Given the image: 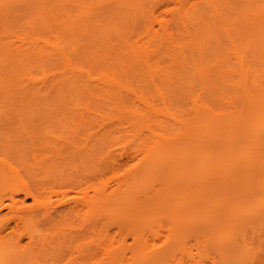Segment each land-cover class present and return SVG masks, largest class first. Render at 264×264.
<instances>
[{
    "label": "bare ground",
    "instance_id": "6f19581e",
    "mask_svg": "<svg viewBox=\"0 0 264 264\" xmlns=\"http://www.w3.org/2000/svg\"><path fill=\"white\" fill-rule=\"evenodd\" d=\"M102 1H108L113 11H117L120 15L135 16L138 13L143 15L145 12L141 0H0L1 41L9 36L6 35L9 33H7L10 25H8V22L11 21L12 24L11 16L12 18L15 16L14 18L20 19L23 21L22 24L28 27V32L23 31L24 41L28 46L26 50H28L29 54L26 53L27 55L32 56L38 61L42 60V62L51 57H58L65 66L72 67L73 63L69 60L67 52L64 50L65 48L62 46V36L66 35V39L72 38L71 40H73L75 38L74 35L81 33L83 30L84 33H87L89 29L84 28L86 26L88 28L91 21L92 25L90 26L91 28L89 27L90 29L95 28V25L99 27L100 21L97 20L96 23L94 21L96 17L101 15L97 11V7ZM199 1L205 4L211 11L212 15L210 18L214 17L218 21H228L227 17L229 14L241 16L243 13H248L255 19L264 18V0H240L239 7H233L227 0ZM73 9L80 10L77 17L73 15ZM94 11H97L98 15L95 16V19H93L94 15L92 14ZM171 11L180 20L185 36L189 39L194 35L191 30L197 31L203 25H206L205 18L198 13L197 4L190 3L189 0H178L176 8L174 11ZM98 21L99 24L97 23ZM93 25L94 27H92ZM150 29H148V33L151 31L148 35L152 37L153 35L156 36L157 33L153 34ZM208 29L210 30V26H208ZM5 31L6 34H3ZM162 31L163 39H158L159 43H164V40H168L169 44L174 45L169 26H163ZM196 33H198V38L194 39V45L200 50L202 39L201 37L199 39V32ZM3 35L6 36L4 37ZM118 35L119 37H117L126 44V47L124 48L123 46L122 51H119L118 46L114 45L112 47L113 44H111V47H108L111 50L108 51L109 53L107 52V57L105 56L103 59L101 55L98 56L100 63H109L110 65H123L124 63L130 65L136 63L140 66L141 70H147L152 82H154V74L158 73L166 77L167 73H161L163 68L158 66L157 61L154 60L153 53L157 52L156 47L148 51V47H141L137 44L132 45L128 42V38L125 37L122 40L124 36L120 37L121 34ZM18 38V40L22 39ZM2 46L5 47L4 45ZM9 46L11 48L12 45L9 44L8 48ZM184 48V45H177L178 52L176 55L178 57L173 59L176 61L174 62L175 65H188V58L183 55ZM50 49L52 50L51 52H49ZM126 49L128 50L125 56L128 59L125 61H114ZM73 51L75 50L73 49ZM73 53L76 55V52ZM97 64L96 66H98ZM192 68L195 69L200 80L203 81L205 70L196 64V62L192 64ZM101 70L104 69L99 70V80H101L103 86L108 87L106 94L110 97H108L109 99H113L114 101L116 98L117 100L120 99L121 103H118L117 100L116 102L122 104V102H125L123 95L127 94L128 96V93H131L132 96L129 95V97L141 102L146 107L145 110H148L147 113L143 114L139 110H130V115L128 116L119 115L117 123L120 125L126 123L129 128L138 131L146 129L154 136V141L144 151L140 166L133 171L131 177L119 188L124 187L129 190L136 183H139L142 178L156 175L159 180H162L169 186L162 199H165V202L167 201L163 210L168 209V204L171 202L170 198L174 200L173 196L175 193L178 190L181 191L176 206L171 207L174 209L171 211V218L168 221V230L166 231L167 234L164 240L160 241L159 237H157L159 240L157 242L160 244H154L156 247L153 245L148 250L149 247L144 237L135 238L137 240V247L135 246L131 250L132 261L130 264H181V261L177 258V254H187L188 256L187 247H189L190 241L193 239L199 241V237H203L204 234L213 253L211 264H264V248L261 245L262 237L259 236L260 233H263L262 236L264 235V70H252L251 67L246 65L244 60H240L238 70V76L241 79L240 87L246 94L245 99L251 108L252 115L244 135L245 142L242 143L239 151L232 143L224 140L218 148L219 152L217 154L211 156L207 163L204 159L205 163L197 165L189 163L188 150L196 144L194 143L196 140H199L203 135H208V132L204 134L201 128L202 125H198L196 121H184L177 115L175 117L167 108H157L153 102L150 103L147 101V98L144 99L145 97L141 93H136L135 89L133 90L129 85L121 81L116 73H112L113 75L109 77L106 76V72ZM85 75H88V79H92L91 74L86 72ZM30 79L27 80L31 83L36 81L33 77ZM156 91L158 93V90ZM90 93L93 94V92ZM116 93H119L118 96L115 95ZM196 104L197 112L200 115L207 116L210 125L208 128L213 130L215 126L214 112L198 101H196ZM101 112L99 109H95V111L87 109L84 112L75 113L76 115H73L74 118L71 117L73 121H68L65 118L66 122L73 123V127L77 126V128L75 127L73 131L69 132L70 135L66 136L68 138H60L61 141L57 139L56 143H54L55 141L51 143V140L48 142L47 140L41 141L40 139L37 140L38 142L32 141L26 147H29L28 149L14 151L15 155L11 154L7 157L8 159L3 162L6 166L0 165V187L7 188L8 191L10 190L9 193L0 196V210L5 207L10 208L13 204L19 205L14 208L18 215L14 218L13 224H15V230L19 225L23 226L29 240L24 247L17 244L12 249H4L0 245V260L5 259L2 262L0 261V264H27L31 260V256H34V261H37L38 259L36 260L35 254H32L38 253V250L42 248H45L44 250L42 249V252H44L49 244L52 246L55 244L53 243L55 239H58L55 246H63L67 238L69 241H75L74 239L83 240V237H87V235L88 237H92V239L90 238L91 241L80 245L81 248L75 251L77 256L73 251H70L74 253L75 257H71L74 256L72 254L70 256L71 259L69 258L70 260L68 259L67 262H70L72 258L73 260L78 258L84 264L85 262L86 264L90 263V260L93 261L92 264L126 263L125 252L122 250H119V252L117 250L115 253L113 252L114 254L110 253V256L107 254L105 235L101 234L99 237L96 236L97 239L93 238L96 235L97 226L103 225L104 216L110 207L109 204H114V197L119 194L118 191L116 193H109L105 183V173L107 172L105 156L107 155V151H105L106 149L103 151L101 147L99 150V146L102 144L105 128L108 127L110 122L108 123L109 118H106L105 113L103 112L104 116ZM162 116L168 117L180 127L181 132L177 138L171 136L166 123H163L165 121H159V117L161 118ZM79 129L80 132H78ZM96 129L100 130L97 132ZM95 130L96 132H94ZM99 133L100 135L98 136ZM82 136L86 137L83 138ZM77 146L78 149L81 147L80 150H77ZM26 150L27 152L31 150V153H27ZM192 150L194 151L195 147ZM32 152L36 156L31 155L33 154ZM39 153L42 154L40 155ZM26 154L31 155L30 157L33 159L31 158L30 160L29 156L24 158ZM98 154L99 156H97ZM19 156L21 162H19ZM75 157H83L85 159L81 158L79 162ZM7 160L9 161L6 162ZM14 162L17 165L19 164L18 166L15 165L16 168H20L22 164V168L24 167L26 171L22 169L24 173L20 172V169L9 165L15 164ZM81 162L85 164L82 166ZM19 172L23 173V177L21 176L22 174L19 176ZM25 172L28 176H26ZM15 175L19 178L16 183H13L12 178ZM25 176L26 178L28 177V181ZM40 177L41 179L38 181L37 179ZM49 184H58L56 186L65 185L64 187L68 188L67 192L73 189L72 193L81 194L83 197L79 196L80 198H77L78 196L74 195L77 199H73V195H69L68 199L67 192L65 191L63 192L64 194L62 193V199L68 200L62 201L60 199L62 205L66 203L63 207L58 205V208L54 205H48V203L45 204L41 200V197H44L48 192L47 188L50 191L55 187ZM192 185L194 186L193 190ZM19 195H21V198L17 199L15 196ZM65 195L66 197H64ZM27 199H31L34 205H30L31 207L27 206L25 203ZM4 200L10 203H5ZM76 218L80 222L79 224L76 221L78 222V226L81 225L83 228L77 229L78 226H73L72 223L74 220H77ZM3 219H0V233L9 231L8 229L13 232L14 228L8 224V221L11 220H6V223ZM56 219L60 220V222L62 221L63 225H61L63 227L58 232L59 235L66 232L64 234L65 237L64 235H57L58 232L55 230L53 232H55L54 237L56 238L52 237L53 233L49 236V238L52 237V241L48 239V236L46 238L43 237L48 239L45 243L42 237V239L34 241L37 237L36 232H38L36 224L38 223L39 225L40 221L43 224V221H45L44 225L52 224L55 223ZM69 219L73 221L70 223ZM69 224L77 230L71 228ZM66 226L70 227L67 229ZM65 228L68 231H64ZM82 262L81 264H83ZM193 263L195 264V261ZM36 264H41V262L37 261Z\"/></svg>",
    "mask_w": 264,
    "mask_h": 264
},
{
    "label": "rangeland",
    "instance_id": "374dc122",
    "mask_svg": "<svg viewBox=\"0 0 264 264\" xmlns=\"http://www.w3.org/2000/svg\"><path fill=\"white\" fill-rule=\"evenodd\" d=\"M141 1L145 12L143 15L138 13L135 16L120 15L117 11H113L108 1H102L97 7V11L101 15L98 16L97 11L92 12L94 15L93 19H95V16H98L94 22L100 21L99 27L97 26L98 28L95 25V28L90 29L92 25L91 21L88 28L87 26L84 28L89 29L88 31L85 30L87 33H84V30L82 31L83 33L78 32L79 34L74 35V41L71 40L72 38L66 39V35L62 36V46L65 48L64 50L67 52L69 60L73 63L72 67L65 66L58 57H51L52 59L48 58L42 62V60L38 61L32 56L27 55L29 52L26 50L28 46L25 44L23 31L28 32V27L23 25V21L20 19L14 18L15 16L13 18L11 16L12 24L8 19L10 22H8V25L10 24L9 30L11 31L7 29L8 31H6L9 33L6 34V31L3 33L10 37L6 38V35H3L5 39L2 41L0 38V165L6 166L3 162L8 159L7 157L11 154L15 155L14 151L24 150L32 141L40 139L41 141L47 140L50 142L51 140V143H53L52 141L56 143L58 140L61 141L60 138L69 136V132L73 131L77 126L73 127V123L66 122L65 118L71 121L74 118L73 115H76L75 113L78 114L87 109L94 111L95 109H99L100 112L102 111V114L104 112L106 118H109L108 123L110 122L111 124L106 123L108 127L105 128L106 130L103 129L105 130L103 141L99 146V150L103 148V151L105 149L107 151V155L105 156L107 167L105 183L109 193H116L118 191L119 194L114 197V204H109L110 207L104 216L103 225L97 226L96 235L93 238L97 239L101 234L105 235L107 254L115 253L117 250L118 252L119 250L124 251L126 256L125 264H130L132 261L131 250L137 244L135 238L144 237L149 247H147L148 250L154 244H160L157 237H159L160 241L164 240L167 234L166 231L168 230V221L171 218V211L174 209L171 207L176 206L181 191L178 190L175 193L173 196L174 200L170 198L171 202L168 204V209L163 210L167 201L165 202V199H162L169 186L162 180H159L156 175L142 178L139 183H136L129 190L124 187L119 188L131 177L133 171L140 166L144 151L154 141V136L146 129L138 131L129 128L126 123L122 122L123 125L117 123L118 116L121 114L128 116L130 115V110H139L142 114L147 113L148 110H145L146 107L141 102L129 97L131 93L129 94L128 92V96L127 94L123 95L122 92L124 91L121 92L125 101L122 104H118L121 103L120 99L117 100L116 98L115 101L109 99L110 97L106 94L108 87L103 86L101 80H99V70L104 69L101 71L106 72V76L109 77L113 75L112 73H116L121 81L129 85L133 90L135 89L136 93H141L145 97L144 99L147 98V101L153 102L157 108H167L173 116L177 115L184 121H196L198 125H202L201 128L204 134L208 132V135H203L199 140L194 142L196 143L194 146L189 148V163L191 165L207 163L211 156L219 152L218 148L224 140L232 143L239 151L242 143L245 142L244 135L252 115L251 108L245 99L246 94L240 87L241 79L238 76L240 60H244L246 65L251 67L252 70H264V18L255 19L248 13H243L241 16L229 14L227 17L228 21H218L214 17L210 18L212 15L211 11L201 1L189 0L190 3L197 4L198 13L203 15L206 21V25H203L200 30H191L194 35L189 39L185 36L180 20L171 11H174L176 8L178 0ZM227 2L233 7L240 6V0H227ZM79 11V9H73V15L77 17ZM99 21L97 22L98 24ZM163 26H169L174 45L169 44L168 40H164V43H159L158 39H163ZM208 26H210V30ZM148 29L152 30L153 34L157 33L156 36H149L148 34L151 31L148 33ZM196 32H199V39L200 37L202 39L200 50L194 45V39L198 38V33ZM118 34H121L120 37L124 36L122 40L125 37L128 38V42L132 45L137 44L141 47H148V51L156 47L157 52L153 53L154 60L157 61L158 66L163 68L161 73H167L166 77L158 73L154 74V82H152L147 70H141L140 66L136 63L130 65L126 63L123 65L100 63L98 56L101 55L103 59L105 56L107 57V52L111 50H109L111 44H113L112 47L114 45L118 46L119 51H122L123 46L124 48L126 47V44L118 38ZM1 36L2 33H0ZM15 36H17V39ZM18 37L22 38L23 41L22 39L18 40ZM9 44L12 45L11 48L10 46L8 48ZM177 45L185 46L183 55L188 58L187 66L174 64L176 61L173 59L178 57L176 55L178 52ZM127 50L120 53L114 61L127 60L128 57L125 56ZM51 51L50 49L49 52ZM73 52H76V55ZM194 62L205 70L203 81L200 80L195 69L192 68ZM86 72L92 75V79H88V75H85ZM32 77L36 79L33 83L29 81ZM155 88L158 90V93ZM90 92H93V94ZM118 94L116 93L115 95L118 96ZM196 101L209 107L214 112L215 126L213 130L208 128L210 125L207 116L200 115L197 112ZM162 117H159V121H165L163 123H166L171 136L177 138L181 132L180 127L168 117ZM80 129L78 132H80ZM44 143L46 144V142ZM193 147H195L194 151L192 150ZM80 148L78 149L77 146V150H80ZM30 151L27 152L26 150L27 153ZM32 153L31 155H35L34 152ZM39 154L41 155L42 153ZM76 154L78 155V153ZM28 156L29 154H26L24 158ZM78 157H75L78 161L83 158ZM16 161L17 163L21 162V158L19 162L18 160ZM80 164L83 166L85 163L81 162ZM9 165H13L12 167L16 168L15 165L17 164ZM16 169H20L21 171L18 170L20 172L26 171L24 167L22 168V164L20 168ZM20 172L19 176L22 174L21 176L23 177L24 172ZM25 174L28 176L26 172ZM18 178L15 175L12 178V182L16 183ZM39 179L41 177L37 180L39 181ZM178 184L181 185L179 182ZM49 185L55 187L50 191L47 188L48 192L45 190L47 193H44V197H41V200L45 204L48 203V205H54L59 208V206L63 207L66 204L62 205V201L68 200L71 195H73V199L76 198L74 195L78 196L77 198H80L79 196L83 197L81 194L72 193L73 189L67 192L68 188L64 187L65 185ZM193 189L194 186L192 185ZM65 191L67 192L68 199L63 200L62 195ZM9 192L10 190L8 191L7 188L0 187V196ZM15 197L20 199L21 195ZM4 202L8 203L7 200H4ZM25 203L29 207H31L30 205H34L31 199H27ZM18 206V204H13L10 208L5 207L0 210V219L5 218L3 219L5 220L4 222L11 220L8 221V224L14 228H12L13 232L8 229L9 231L0 233V245L4 249H12L17 244L24 247L29 241L24 227L19 225L15 230V224H13L14 218L18 215L14 208ZM46 221L48 222V220ZM72 221L70 220V223ZM74 221L72 223L73 226H78V219ZM40 222L42 223V221ZM43 222L45 224V221ZM61 222L56 219L55 223L52 224L44 225L42 223V225L39 223L38 225L37 223L36 226L38 228L36 230L38 232H36L37 237L35 235L36 239L34 241H38V239L40 240L43 237L46 238L47 236L48 239L54 237L55 232L53 231L57 230L56 232H58L63 227V223ZM69 225L71 226V224ZM73 226L71 228L76 229ZM68 227L66 226L67 229ZM80 227L81 225L77 229ZM66 228L64 231H68ZM51 234L52 237L49 238ZM64 234L61 233L60 235L63 236ZM262 234L260 233L259 236L262 237L261 245L264 248V235L262 236ZM57 235H59V232ZM87 237L84 236L83 240L74 239L75 241H69L67 238L63 246H55L56 241H58V239H55L53 246L49 244L44 252L42 251L45 248H42L43 250L40 249L41 252L37 249L40 253L36 252L32 255L35 254L36 260L38 259L37 261H40L41 264H81V259L77 258L73 260V258L75 255L77 256L75 251L81 248V244L83 245V243L91 241L92 237ZM203 237H199V241L196 239L191 240L189 247L186 246L188 248V256L187 254H177V258L181 261V264H194V261L195 264L212 263L213 253L206 238ZM45 238H43L45 240L44 243L48 240ZM37 245L39 244L37 243ZM70 251H73L75 255ZM72 254L74 256H71ZM70 256L73 257L72 262H67ZM33 258L34 256H31V260H28L27 264H36L37 261H34L35 259ZM4 260L3 258L0 261ZM89 262L87 263H93L91 260ZM82 263L84 264V262Z\"/></svg>",
    "mask_w": 264,
    "mask_h": 264
}]
</instances>
